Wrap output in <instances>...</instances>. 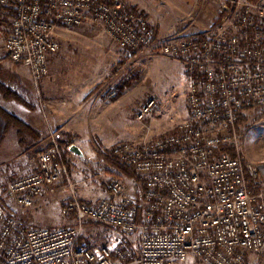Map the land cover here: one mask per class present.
<instances>
[{"label":"built area","instance_id":"2783aa9c","mask_svg":"<svg viewBox=\"0 0 264 264\" xmlns=\"http://www.w3.org/2000/svg\"><path fill=\"white\" fill-rule=\"evenodd\" d=\"M10 23L5 51L39 83L59 50L54 31L84 22L100 25L121 49L181 61L188 77L187 117L143 141H120L107 154L132 167L141 191L132 200L123 180L106 184L94 201L72 197L61 213L74 226H26L0 202V264H249L264 250V162H245V126L238 115L264 107V2L220 0L219 22L196 36H156L154 27L125 0H0ZM115 98L117 89L105 91ZM158 106L155 95L135 106L143 122ZM72 187L62 148L53 142L37 166L10 179L6 192L22 207L55 187ZM254 186L255 190L250 187ZM90 220L116 229L114 244L81 238ZM136 236L137 246L130 245Z\"/></svg>","mask_w":264,"mask_h":264},{"label":"rangeland","instance_id":"374dc122","mask_svg":"<svg viewBox=\"0 0 264 264\" xmlns=\"http://www.w3.org/2000/svg\"><path fill=\"white\" fill-rule=\"evenodd\" d=\"M125 1L148 19L155 29L156 36L161 40L173 34L196 36L215 26L225 13L220 11V0ZM4 20L5 22L0 24V83L10 90L11 97L5 98L1 92L0 95L4 100L14 102V105L18 104L16 107L28 109L37 106L45 109L42 92L44 85L41 81L50 77L48 85L53 86L55 92L69 93L74 90L84 92L97 89L105 94L112 86L118 91L117 98L123 94L132 101L133 109L148 96L155 95L158 106L174 105L177 108L176 112L168 113L169 118L179 119L177 115L179 109H185L187 113V92L185 89L182 92V84L188 79L189 74L186 73L185 67L184 70L179 68L181 61L151 52L149 55L148 53L140 55L124 51L110 39L100 25L87 21L77 27H58L54 31L59 50L53 57H56L58 62L53 71L50 69V74L46 78L36 83L32 77L30 78L24 66L12 62L7 55L5 37L10 17H5ZM182 64L180 63L181 66ZM181 73L184 74L185 80ZM69 102L67 104L71 106L72 103ZM46 114V111L45 113L40 111L39 120L34 114H31L34 117L32 119L28 112H24V117L27 121L32 120L45 127L48 124ZM245 117L246 129L241 151L245 162L254 166L264 162V107L248 111ZM77 121L79 120L73 116L68 117L65 123L69 130L65 126L66 131L61 134H58L60 132L57 127L49 128L48 135H52L53 138L49 137V140L44 141H40L39 135L26 125V129H23L27 131L23 134L25 139L23 144L17 143L12 136V133L17 131L15 127L5 128L4 140L0 141V202L21 224L43 227L74 226L76 221L61 213L63 203L72 197L83 201H94L104 197L107 195L105 185L111 179L123 180L135 198L139 197L141 187L138 183L134 184L138 182L135 173L128 174L124 165L116 163L107 154L108 149L101 150L102 143L96 134H93L94 126L83 127L78 125ZM53 142L61 145L72 187L64 189V186H57L53 192L46 191L31 207L17 205L6 192L7 182L12 178L32 173L37 166L38 152ZM72 143L84 149L82 157L71 154L68 147ZM81 238L91 246H100L114 244L121 235L112 227L85 220L82 223ZM175 264L199 263L189 258ZM249 264H264V250L260 253H251Z\"/></svg>","mask_w":264,"mask_h":264},{"label":"crops","instance_id":"0c3cea01","mask_svg":"<svg viewBox=\"0 0 264 264\" xmlns=\"http://www.w3.org/2000/svg\"><path fill=\"white\" fill-rule=\"evenodd\" d=\"M123 50L128 51L125 49ZM138 54L147 55V53ZM57 62L58 61L56 57H52L50 59L51 71H53L52 69L57 64ZM180 63L182 62H179V68L184 70V65L182 64V67ZM24 68L29 73V70L26 67ZM182 73L181 75L183 77V80H185L186 78ZM29 76L31 78L30 73ZM49 78L50 77L46 78L48 81L46 79H44L46 81H41V84L44 85L42 87V92L44 93L43 102L45 109L38 108L37 106L28 109L24 107H16L18 106V104L14 105V102L4 100L3 97L0 95V108L17 117L18 119L22 120L28 127H31L33 129L32 131H35V133L39 135L38 138L40 141L49 140V137L50 139L51 137L53 138L52 135H48L47 131H49V128L51 129L52 127H57L60 132L58 134L64 133V131H66L64 127L66 126L68 129V126L65 123L66 119H68V117L70 116L77 118L79 121H77L76 123L80 126H94L93 134H96V137H98L99 141H101V150L109 149L114 144L120 141H143L151 139L155 135L172 131L175 125H177L187 117L186 110L179 109V113L177 114L179 115V119L169 118L168 113L176 112L177 108L174 107V105H170V107L168 105H164L163 107H161L159 104L154 113L149 115L145 121L140 122L134 118V109L132 101L130 99H127V97L123 94L120 95L119 98L116 97L114 99H109L107 98V96H105L104 92L101 93V90L97 89L92 91L89 89L84 92H79L77 90L69 91V93L55 92L54 87L48 85L50 82ZM110 88L114 87L111 86ZM184 89L186 90L185 92H187V79L185 80V83L182 84V92L184 91ZM69 101H71L72 103L71 106L67 104L70 103ZM40 111H42V113H45V111L47 112L46 115H48V119L46 120V122L48 124L45 125V127L47 126L46 128L40 123H34L32 120L27 121L24 117V112H28L30 114L29 116H32V119L34 117L31 114H34L37 117V120H39ZM185 114L186 117H184ZM5 133V122L4 119L0 116L1 142L4 140L3 137ZM86 133L90 134V132L87 131ZM56 134L57 133L55 132V135ZM16 135L17 134L14 131L12 133V136H14V139L17 140L18 143V138ZM72 144L77 146L80 151V154L76 155L72 152L71 154L78 157H82L84 149L76 143ZM45 148L47 147L42 148V150ZM137 183L139 184V182H136L134 184ZM60 186L61 185H59L58 187ZM126 187V195L132 200H135V196L132 194L131 190L129 189V186L126 185ZM67 218L74 220L72 215H69ZM130 245L134 248L137 246L135 235L130 236Z\"/></svg>","mask_w":264,"mask_h":264},{"label":"trees","instance_id":"16d2710c","mask_svg":"<svg viewBox=\"0 0 264 264\" xmlns=\"http://www.w3.org/2000/svg\"><path fill=\"white\" fill-rule=\"evenodd\" d=\"M134 9V8H133ZM7 9L3 8L1 5H0V24H2L3 22H5L4 18L5 17H9V13L6 12ZM0 92L4 95L5 98H9L11 97V95L9 96V93H10V90L8 88H6L2 83H0ZM11 94V93H10ZM0 115L4 118L5 120V128H7L8 126H13L16 128V134L18 136V143L19 144H23L25 139L23 137V134L27 131H24L23 129H26V124L24 122H22L20 119H18L17 117L15 116H12L11 114H9L8 112L6 113V111L0 109ZM246 121V117L239 114L238 115V118H237V121H236V125L237 127H241L244 125ZM31 131V130H28V132ZM32 132V131H31ZM69 145V144H68ZM67 145V146H68ZM61 147V145H60ZM115 160V159H114ZM116 161V160H115ZM117 163V161H116ZM125 166V170L127 171L128 174H132L134 175V171L132 169V167L130 166ZM120 167V166H119ZM252 190H255V187L254 186H251L250 187Z\"/></svg>","mask_w":264,"mask_h":264},{"label":"water","instance_id":"95a60500","mask_svg":"<svg viewBox=\"0 0 264 264\" xmlns=\"http://www.w3.org/2000/svg\"><path fill=\"white\" fill-rule=\"evenodd\" d=\"M68 148H69V151H70V152H72V153H74V154H76V155H79V154H80V151H79V149L77 148L76 145L71 144V145H69Z\"/></svg>","mask_w":264,"mask_h":264}]
</instances>
